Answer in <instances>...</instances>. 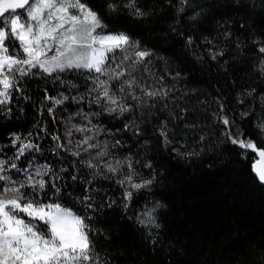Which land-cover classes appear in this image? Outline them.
Here are the masks:
<instances>
[{"label": "trees", "instance_id": "16d2710c", "mask_svg": "<svg viewBox=\"0 0 264 264\" xmlns=\"http://www.w3.org/2000/svg\"><path fill=\"white\" fill-rule=\"evenodd\" d=\"M82 2L106 25L98 32L130 36L133 46L108 53L104 66L125 75L6 72L14 86L0 104V175L15 187L44 180L43 191H21L84 218L94 245L86 264H264L256 152L229 135L264 148V0ZM6 43L24 57L17 40ZM137 51L151 55L134 63ZM100 81L127 111L109 114L116 106L97 100ZM129 176L152 183L134 189Z\"/></svg>", "mask_w": 264, "mask_h": 264}, {"label": "snow or ice", "instance_id": "6c2138e0", "mask_svg": "<svg viewBox=\"0 0 264 264\" xmlns=\"http://www.w3.org/2000/svg\"><path fill=\"white\" fill-rule=\"evenodd\" d=\"M130 7L133 5H129ZM25 9L28 18L33 23H25L21 19V13L17 10ZM78 10L79 14H77ZM11 13V15H8ZM138 16L142 13L137 9ZM0 20L7 22L8 26H0V104L8 102L9 90L14 86L13 81L6 74L19 73L21 76L30 74L33 68H39L44 73L51 75L53 72H63L66 68H84L94 70L102 75H109L110 79L120 80L125 71L106 69L107 54L116 50L127 51L132 47L130 36L126 33H109L101 35L95 33L97 28H104L101 19L96 12L82 2V0H0ZM19 41L20 49L25 57L12 55L8 44L9 39ZM99 45V47H97ZM138 47V43L136 45ZM54 54L49 56V52ZM259 51L264 53V47ZM137 63L151 55L148 51L135 52ZM125 60L129 57L125 56ZM120 65H117L119 68ZM134 81L126 82L132 87ZM98 88H103L102 95L97 98H107L111 107L107 109L109 114L115 112L117 107L120 112L127 111L115 95L109 94L107 81H100ZM95 90V89H94ZM120 91H124L121 87ZM149 96L156 93L149 92ZM55 104L63 101L53 97H46ZM51 112V109H49ZM225 126L230 124L224 118ZM264 130V125H261ZM161 135H164L161 132ZM232 143L241 148L251 149L261 158L252 165L258 180L264 184V148H258L256 143L238 138L239 134L229 133ZM17 136L13 143L19 140ZM59 139V137H53ZM92 137H87L83 143L87 144ZM34 145L24 144L19 149L20 155L25 149H31ZM89 147H93L89 145ZM79 155V153H72ZM103 155V153H100ZM4 161L0 160V171H4ZM89 168L94 165L89 162ZM16 168V165H12ZM110 171L115 169L109 168ZM41 173L38 171L37 175ZM75 179V178H74ZM129 183L132 177H127ZM0 264H86L93 260L94 245L89 237L88 224L84 218L74 214L60 203H42L35 198H29L28 194L21 191L24 187L41 191L45 189V181H34L31 177L27 183L21 182L19 187L9 186L11 178L0 175ZM152 181L143 184L131 183L134 189H140ZM56 191L60 189L57 187ZM46 195V193H45ZM131 193H125V198H130ZM19 213H23L29 219L26 221ZM35 221V223H33ZM45 225L47 231L40 227ZM159 227V225H156Z\"/></svg>", "mask_w": 264, "mask_h": 264}, {"label": "rangeland", "instance_id": "374dc122", "mask_svg": "<svg viewBox=\"0 0 264 264\" xmlns=\"http://www.w3.org/2000/svg\"><path fill=\"white\" fill-rule=\"evenodd\" d=\"M18 11V13H21L22 15H21V19H22V21L23 22H25V23H33V21H31L29 18H28V16H27V11L25 10V9H19V10H17ZM73 11H77V14H79V12H78V10H73ZM8 15H11V13H9ZM97 33H99V34H101V35H104V34H108V33H101V32H98L97 31V29L95 30V33H93L94 35L95 34H97ZM19 42V41H18ZM20 45V44H19ZM97 47H99V45H97ZM54 52H55V50H53V52H49L48 53V55L49 56H51V55H53L54 54ZM24 57H25V54H24ZM26 58V57H25ZM74 68V67H73ZM67 69V68H66ZM7 72V71H6ZM7 74V73H6ZM0 90H2V87H0ZM0 98H2V97H0ZM71 211V210H70ZM23 214V213H22ZM19 215H20V213H19Z\"/></svg>", "mask_w": 264, "mask_h": 264}, {"label": "water", "instance_id": "95a60500", "mask_svg": "<svg viewBox=\"0 0 264 264\" xmlns=\"http://www.w3.org/2000/svg\"><path fill=\"white\" fill-rule=\"evenodd\" d=\"M261 160V158L257 155V153H256V160H254V162L252 163V165L254 164V163H257L258 161H260ZM252 172H253V174L255 175V177L258 179V177L256 176V174H255V172L253 171V167H252ZM259 181V180H258ZM261 184V183H260ZM262 186H264V184H261Z\"/></svg>", "mask_w": 264, "mask_h": 264}]
</instances>
